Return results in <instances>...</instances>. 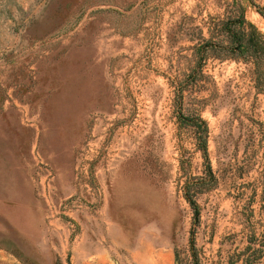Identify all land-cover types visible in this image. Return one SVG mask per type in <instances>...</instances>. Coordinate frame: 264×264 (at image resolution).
<instances>
[{
  "label": "rangeland",
  "instance_id": "rangeland-1",
  "mask_svg": "<svg viewBox=\"0 0 264 264\" xmlns=\"http://www.w3.org/2000/svg\"><path fill=\"white\" fill-rule=\"evenodd\" d=\"M240 14L264 34V0H0V264H264Z\"/></svg>",
  "mask_w": 264,
  "mask_h": 264
},
{
  "label": "trees",
  "instance_id": "trees-1",
  "mask_svg": "<svg viewBox=\"0 0 264 264\" xmlns=\"http://www.w3.org/2000/svg\"><path fill=\"white\" fill-rule=\"evenodd\" d=\"M245 23L246 21L242 18L241 14L238 18L227 20L222 23V31L225 32L229 38L228 48L234 53H248L250 56L253 55L257 62L263 60L264 34L258 31L256 27L250 23H247L249 30L246 31L245 28L243 29Z\"/></svg>",
  "mask_w": 264,
  "mask_h": 264
},
{
  "label": "bare ground",
  "instance_id": "bare-ground-1",
  "mask_svg": "<svg viewBox=\"0 0 264 264\" xmlns=\"http://www.w3.org/2000/svg\"><path fill=\"white\" fill-rule=\"evenodd\" d=\"M254 15V14H253ZM252 15V16H253ZM255 16V15H254ZM253 20H255V22L259 25V26H261V27H264V23H263V21H261V20H259L256 16L253 18Z\"/></svg>",
  "mask_w": 264,
  "mask_h": 264
}]
</instances>
